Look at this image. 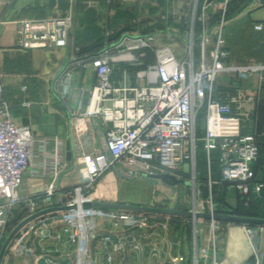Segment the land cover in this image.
Returning <instances> with one entry per match:
<instances>
[{"label": "built area", "instance_id": "2783aa9c", "mask_svg": "<svg viewBox=\"0 0 264 264\" xmlns=\"http://www.w3.org/2000/svg\"><path fill=\"white\" fill-rule=\"evenodd\" d=\"M228 2L225 0L220 6L222 14L214 36L206 27L205 14L210 3L203 7L198 59L193 52L195 38L188 45L186 56L181 58L170 47L154 49V35H130L119 57L113 55L110 47L87 60L75 61L77 66H91L97 79L93 86L81 89L77 105L72 107L73 130L80 148L77 156L85 176L66 194L59 191L56 182L67 167L65 140L55 136L48 148L47 140L37 139L29 126L15 123L11 106L4 98L3 74L0 73V238L11 210L23 199L32 201L27 217L52 206H76L44 215L25 226L9 245L4 264L9 256L24 253L32 256L34 264L41 257H46L49 264H60L64 258L70 259L69 264H128L134 252L143 250L141 241L148 230L167 231L171 217L168 215L161 220L157 214L85 207L87 203L118 202L105 190L95 188L99 183L104 185L113 173L129 180L156 173L185 178L184 174L191 171L194 173L191 186L195 201L203 206L208 204L205 209L198 205L193 209L215 214L213 191L217 181L213 171L218 161L220 181L235 185L248 204L261 159L258 137L261 134L255 96L243 90L232 95L221 83L222 72L228 70V51L223 40ZM72 26V11L60 16L24 18L17 22V42L24 49L64 47ZM263 28L264 22L255 24L256 30ZM192 32L195 34V20ZM119 47L121 45L116 48ZM149 48L155 51L156 62L134 70L132 67L141 63L140 58L146 57ZM74 69L65 74L62 97L71 91ZM117 71L121 73L118 80ZM235 85L239 82H231L228 87ZM258 85L254 88L256 93ZM201 112H204L205 123L200 136ZM245 121L252 124L251 131H244ZM99 122L105 127L99 133L100 150L87 152L85 145L90 141H83L81 137L87 136L92 126H98ZM37 142H41L42 149L35 160L33 149ZM201 143L206 158L204 183L211 192V197L206 199H199L201 181L197 177ZM28 171L35 176L50 173L54 178L44 192L22 197L19 190ZM262 184L264 182L256 184V194ZM208 221L211 247L200 253L196 241L195 264H219L215 233L223 221ZM197 223L194 221L195 228ZM243 226L252 241L263 236V246L255 245L253 253L254 264H262L264 226ZM49 242H60L64 246L51 250L47 246ZM183 260V256L172 259L174 264Z\"/></svg>", "mask_w": 264, "mask_h": 264}, {"label": "crops", "instance_id": "0c3cea01", "mask_svg": "<svg viewBox=\"0 0 264 264\" xmlns=\"http://www.w3.org/2000/svg\"><path fill=\"white\" fill-rule=\"evenodd\" d=\"M132 1L134 0H78L76 2L69 0H0V73L3 74L4 98L11 106L15 123L29 126L37 139L47 140L48 148L51 147L52 139L55 136H61L65 140L67 167L56 180L61 193L66 194L85 176L84 167L77 156L80 148L76 144L77 140L75 139L77 137H75L73 130L71 112L72 107L77 105L81 89L93 86L97 79L96 72L91 66L87 68L77 66L75 61L87 60L110 47H112L110 51L114 53V46H111L114 41H110L108 44L105 40L109 32L107 30L115 25V21L119 22V18L116 19V13L125 15L132 11L131 8L134 3ZM157 1H159L158 6L161 11L160 19L167 18L169 20L173 18L172 14L174 15L176 11L174 8L175 0H167L166 3L165 0ZM224 1L198 0L194 19L195 38L198 47L203 29V22L200 19L203 15V7L207 2L210 3L205 14L206 27L209 34L214 36L218 31L221 19L220 6ZM260 8H264V0H229L228 2L227 22L223 33L224 44L228 51L226 58L228 70L222 72L220 79L224 88H228L232 95H237L241 90L252 94L253 88H256L258 83L256 72L264 68V28L262 30L255 29V24L264 22V18L253 17V14ZM69 11H72L73 14V26L66 46L24 49L18 45L17 22L19 20L60 16ZM101 42H103L102 46ZM200 53L199 47L198 54L194 53L196 59L200 57ZM177 54L181 58L186 56H181L178 52ZM73 67L75 69L71 91L67 96L62 97L65 74ZM115 75L118 80L121 73L117 71ZM231 82H239V85L229 88ZM235 107L237 108V106ZM102 128L105 127L102 122H99L98 126H92V131L87 136L81 137L83 141H90L85 145L87 152L100 150L102 139L99 133ZM243 128L244 131H251L252 124L245 121ZM68 140L72 142V160L67 159ZM41 149V142H37L33 149L35 160L40 155ZM79 164L81 168L77 171L73 170V167ZM27 176L31 177L32 182H39L41 193L54 178L50 173H41L40 176H35L30 171L26 172L24 180ZM213 176L217 181L215 185L219 187L218 193L220 194L218 195H222L230 206L237 207L241 192L235 185L220 181V165L219 168L214 165ZM205 178L206 175L201 183L206 181ZM118 179L123 180L119 178L117 173H113L111 180L114 181L115 186L110 187L107 181L102 186L99 183L98 187L95 188L105 190L109 196L118 202L138 204L129 192H124V189L116 187ZM259 182V177H257L252 185L254 198L256 196V184ZM179 185L167 186L174 188ZM188 186L192 188L191 185ZM230 188L237 191L238 195L235 201L228 197ZM191 192L193 193V190ZM199 199H201L200 196ZM148 206L166 207L150 204ZM205 206L208 205L205 204ZM168 208L190 210V208L185 209L184 207ZM157 215L161 220L168 216ZM170 217L167 231L160 230V228L148 230L147 235L141 241L143 250L134 252L128 260V264H174L172 259L179 256H183L184 260L177 262V264H195L196 239L192 228L194 220L183 216ZM183 222L190 224V230H183ZM198 226L202 228L197 239L198 249L200 253L203 249L209 251L212 235L208 219H199ZM215 235L219 264H254V247L255 245L263 246V236L260 235L252 241L247 236L243 223L223 221ZM47 246L54 250L57 246L63 248L64 244L49 242ZM16 260L17 264H34L32 256L26 253L16 257Z\"/></svg>", "mask_w": 264, "mask_h": 264}, {"label": "rangeland", "instance_id": "374dc122", "mask_svg": "<svg viewBox=\"0 0 264 264\" xmlns=\"http://www.w3.org/2000/svg\"><path fill=\"white\" fill-rule=\"evenodd\" d=\"M166 1L167 0H165V3ZM132 2H134L131 8L132 11L127 12L125 15L116 13V19L119 18V22L115 21V25H112L109 30H107L109 32L105 40L108 42V44L110 41H114L112 43L114 45L111 44V46H114L113 55L119 57L121 54H123L120 51L123 52V49H125L123 48V45L126 44V41H128L127 37L130 35H154V49L159 47H170L178 52L181 56L187 54L188 45H190L192 39L196 36V34L192 32L191 27L193 20L196 17L198 0H175L174 8L176 11L174 15L172 14L173 18L169 20L167 18L163 20L160 19L161 11L160 7L158 6L159 1L157 0H134ZM253 17L263 19L264 8H260L258 11H256L253 14ZM119 45H121V47L116 48ZM193 52L195 54H198L199 52L198 42L196 40ZM140 61L141 63H138L132 67L134 70H141L147 66V64L154 63L156 61L155 51L149 48L146 51V57L140 58ZM256 74L258 75V92L256 93V89L254 88L251 90L254 96L256 94L255 99L257 102V109L260 107V113L262 116H264V70L256 72ZM200 146L201 148L197 158V177L199 181H201L205 176L206 159L205 153L202 149V144H200ZM261 157L264 165V147L262 149ZM79 168H81L80 164L74 166L73 170L77 171ZM143 177L122 181L118 179L116 182V187L119 189H124V192H129L131 197H134V201L142 205L150 204L166 207H184L185 209L190 208V210H192L196 205H198L200 209H205L204 207H206L201 205L200 202L195 201L194 195L191 192L192 188L188 185L180 184L178 187L173 188L164 185L158 179L149 177L147 175H144ZM183 177L189 181H193L194 173L188 171ZM30 178V176H27L24 180V183L20 187L19 194L22 197L26 196L27 194L30 195L40 192L41 186L39 182H32ZM107 180L110 187L115 186L113 184L114 181L111 180V177ZM237 195L236 189H229L228 197L230 200L235 201ZM31 202L32 201L29 199H23L11 210L8 217V222L4 228V234L2 238H0V251L11 231L29 214ZM182 225L181 226L183 230H190L191 228L189 227L190 224L188 222H183ZM192 228L194 229V235L197 241L198 235H200L202 228H200L198 225L197 228L192 225ZM196 229L199 230V233H197ZM16 257L18 258L16 255L9 256L7 259V264H17Z\"/></svg>", "mask_w": 264, "mask_h": 264}, {"label": "water", "instance_id": "95a60500", "mask_svg": "<svg viewBox=\"0 0 264 264\" xmlns=\"http://www.w3.org/2000/svg\"><path fill=\"white\" fill-rule=\"evenodd\" d=\"M67 159H73V147L71 140L67 142ZM149 177L159 179L163 183L175 186L178 184H186L192 185V181H189L185 178H179L176 175L169 174V173H156V174H146ZM200 189V198L206 199L211 197V192L209 187L205 183H200L198 185ZM255 201L259 208V215L258 216H244V215H237L234 213L233 208L230 206H226L222 212H220L221 205L219 203H215L216 213L211 214L209 212H200L193 210H183V209H175V208H168V207H157V206H148L142 204H131V203H123V202H95V203H87L85 207H99L104 209H116V210H123V211H132V212H141V213H150V214H162V215H169V216H183L192 218L195 222L199 219H217L220 221H229V222H237L243 224H256L264 226V184L261 185L259 192L255 196ZM76 208L75 205H59V206H52L43 210H40L25 219H23L9 234L7 239L5 240L1 251H0V264L4 263L5 256L7 254V250L11 242L17 236V234L30 222L34 221L35 219L42 217L44 215L58 212V211H65L71 210ZM70 259L64 258L60 260V264H69ZM37 264H49L46 257H41L38 259ZM262 264H264V258L262 259Z\"/></svg>", "mask_w": 264, "mask_h": 264}, {"label": "trees", "instance_id": "16d2710c", "mask_svg": "<svg viewBox=\"0 0 264 264\" xmlns=\"http://www.w3.org/2000/svg\"><path fill=\"white\" fill-rule=\"evenodd\" d=\"M196 40V38H195ZM197 41V40H196ZM103 42H101V46H102ZM260 107H258L257 109V124H258V131L261 135H259V141L261 144V154H262V149L264 147V116H262V114L260 113ZM204 123H205V119H204V112L200 113L199 119H198V134L201 136L204 130ZM263 132V133H262ZM215 167L219 168V163L218 161L215 163ZM205 175H206V159H205ZM205 177V176H204ZM257 177H259V181L260 182H264V165L262 162V157L260 159L259 164L257 165ZM219 192V187L218 185L214 186V201L215 203H219L221 205L220 207V212H222V210L226 207V206H230L222 197V195H218L220 193ZM218 196H217V195ZM239 204L237 207H232L234 210V213L237 215H244V216H258L259 215V208L257 206V203L255 201V198L252 196L249 198L248 204L245 202L243 195H239ZM175 218L179 217V216H174ZM251 226H256V224H249Z\"/></svg>", "mask_w": 264, "mask_h": 264}, {"label": "bare ground", "instance_id": "6f19581e", "mask_svg": "<svg viewBox=\"0 0 264 264\" xmlns=\"http://www.w3.org/2000/svg\"><path fill=\"white\" fill-rule=\"evenodd\" d=\"M118 201V200H117ZM125 202V201H124Z\"/></svg>", "mask_w": 264, "mask_h": 264}]
</instances>
